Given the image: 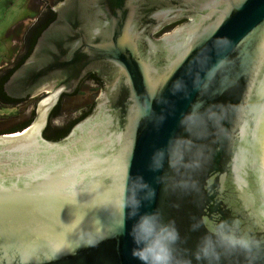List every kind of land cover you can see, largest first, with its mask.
Instances as JSON below:
<instances>
[{
  "label": "water",
  "instance_id": "1",
  "mask_svg": "<svg viewBox=\"0 0 264 264\" xmlns=\"http://www.w3.org/2000/svg\"><path fill=\"white\" fill-rule=\"evenodd\" d=\"M53 11L8 91L58 97L89 72L106 87L60 141L42 136L47 100L31 127L0 136V264H140L130 255L134 220L119 203L125 174L155 189L140 212L175 222L178 254L204 234L193 223L236 220L255 246L248 258L222 250L220 264H264V0H62ZM177 80L183 90L173 94ZM80 92L51 130L90 103L93 88ZM208 106L218 117L196 141L195 187L173 189L178 177L166 162L151 171L150 158L185 135L183 114Z\"/></svg>",
  "mask_w": 264,
  "mask_h": 264
},
{
  "label": "clouds",
  "instance_id": "2",
  "mask_svg": "<svg viewBox=\"0 0 264 264\" xmlns=\"http://www.w3.org/2000/svg\"><path fill=\"white\" fill-rule=\"evenodd\" d=\"M183 90V82H173V94ZM218 113L212 106L203 111H189L181 116L178 125L185 135L170 137L163 149H157L150 158L149 169L159 172L165 162L174 179L173 189H194L192 173L200 166V147L196 141L203 138L209 125H215ZM163 117H159L162 121ZM165 177L159 178L164 183ZM125 184L120 191V207L127 210L129 219H133L128 235L133 247L130 255L140 264H220L221 251H239L248 258V253L255 246V241L245 232L239 230V222L226 219L202 218L190 225L191 231L203 227L204 234L199 237L192 250L178 254L176 245L179 233L172 220L165 221L159 211L140 212L145 201L151 202L155 197L153 189L143 178H129L125 174ZM251 264V261H250Z\"/></svg>",
  "mask_w": 264,
  "mask_h": 264
},
{
  "label": "flooded vegetation",
  "instance_id": "3",
  "mask_svg": "<svg viewBox=\"0 0 264 264\" xmlns=\"http://www.w3.org/2000/svg\"><path fill=\"white\" fill-rule=\"evenodd\" d=\"M60 1L62 0H54L52 3L53 7L48 10L45 9L43 13L39 14V16L37 15L23 33H16L17 35H14L17 47L13 48L11 56L3 61L0 66V136L20 132L31 127L37 119L38 113H40L39 109L44 106V102L47 100L49 109L44 112L47 113V116L42 136L49 141H60L68 136L82 120L95 113L97 106L102 100V94L106 86L104 79L95 72L85 74L71 93H60L58 97L47 91L34 95L28 94L24 97H19L15 93L13 95L8 91L6 83L16 71L21 69L23 63L32 56L34 47L42 32L56 18L53 8ZM48 6L49 4L46 0L45 7ZM84 85L93 88V97L90 103L84 106L85 108L80 112V115H75L72 120L66 121L64 126L51 130L53 119L64 111L63 108L66 107V100L70 98L74 99L81 95L80 90ZM20 114H25L23 120H18L15 124L9 123L8 120L10 118L19 116Z\"/></svg>",
  "mask_w": 264,
  "mask_h": 264
},
{
  "label": "rangeland",
  "instance_id": "4",
  "mask_svg": "<svg viewBox=\"0 0 264 264\" xmlns=\"http://www.w3.org/2000/svg\"><path fill=\"white\" fill-rule=\"evenodd\" d=\"M23 1L24 0H0V60L2 61L5 59V54L11 48L10 45L7 44L5 45L3 43V40L6 41L5 34L7 29H9L8 26L11 27V25L15 22V20L21 15L27 16V15L35 14L37 16L41 11V9L45 7V2H46V0H34V2H32L31 5V10H29V14H28V10L26 8L24 9V7L22 6ZM52 1L53 0H47V3L50 4ZM11 3L12 5H10ZM11 34L9 37L10 43H11ZM24 117L25 114H20L19 116L10 118L8 121L10 124H15L18 120H23ZM5 118L7 119V117Z\"/></svg>",
  "mask_w": 264,
  "mask_h": 264
},
{
  "label": "crops",
  "instance_id": "5",
  "mask_svg": "<svg viewBox=\"0 0 264 264\" xmlns=\"http://www.w3.org/2000/svg\"><path fill=\"white\" fill-rule=\"evenodd\" d=\"M32 2H34V0L32 1V0H24L23 2H22V6L24 7V9L26 8L27 10H28V14H29V10H31V5H32ZM10 5H12V3L10 4ZM36 17V15L34 14V15H27V16H25V15H21V16H19L16 20H15V22L11 25V27L10 26H8L9 27V29H7V31H6V34H5V39H6V41L5 40H3V43L6 45H10V47H12V43H13V37H14V31H15V28H16V26L17 25H19L20 23H23V22H26V21H29V20H32V19H34ZM13 32V33H12ZM12 33V34H11ZM10 34H11V43H10V40H9V37H10ZM4 37V36H3ZM7 42V43H6ZM7 49V48H6ZM10 51H11V48H10V50L5 54V59L7 58V56L9 55V53H10ZM5 53V52H4ZM4 59V58H3ZM5 59L3 60V61H5ZM1 61L2 60H0V65L3 63V61H2V63H1Z\"/></svg>",
  "mask_w": 264,
  "mask_h": 264
},
{
  "label": "trees",
  "instance_id": "6",
  "mask_svg": "<svg viewBox=\"0 0 264 264\" xmlns=\"http://www.w3.org/2000/svg\"><path fill=\"white\" fill-rule=\"evenodd\" d=\"M171 26H167L166 28H164L163 30L167 32L168 29H170ZM42 29V28H41ZM164 33V32H163Z\"/></svg>",
  "mask_w": 264,
  "mask_h": 264
}]
</instances>
